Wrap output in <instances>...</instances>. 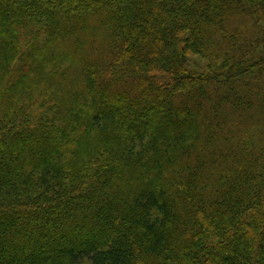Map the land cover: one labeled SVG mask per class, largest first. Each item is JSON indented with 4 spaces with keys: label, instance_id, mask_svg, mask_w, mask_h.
I'll list each match as a JSON object with an SVG mask.
<instances>
[{
    "label": "trees",
    "instance_id": "1",
    "mask_svg": "<svg viewBox=\"0 0 264 264\" xmlns=\"http://www.w3.org/2000/svg\"><path fill=\"white\" fill-rule=\"evenodd\" d=\"M86 263L264 264V0H0V264Z\"/></svg>",
    "mask_w": 264,
    "mask_h": 264
},
{
    "label": "rangeland",
    "instance_id": "2",
    "mask_svg": "<svg viewBox=\"0 0 264 264\" xmlns=\"http://www.w3.org/2000/svg\"><path fill=\"white\" fill-rule=\"evenodd\" d=\"M190 67L196 70H206L207 62L200 57H192L190 60Z\"/></svg>",
    "mask_w": 264,
    "mask_h": 264
}]
</instances>
